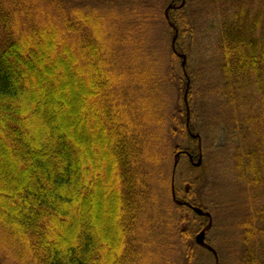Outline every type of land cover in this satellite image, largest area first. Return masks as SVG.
I'll return each instance as SVG.
<instances>
[{
	"label": "trees",
	"instance_id": "16d2710c",
	"mask_svg": "<svg viewBox=\"0 0 264 264\" xmlns=\"http://www.w3.org/2000/svg\"><path fill=\"white\" fill-rule=\"evenodd\" d=\"M198 20L217 33L216 80L189 64ZM260 103L264 0H0V264H195L210 218L188 153L210 152L251 201L235 264H264Z\"/></svg>",
	"mask_w": 264,
	"mask_h": 264
},
{
	"label": "rangeland",
	"instance_id": "374dc122",
	"mask_svg": "<svg viewBox=\"0 0 264 264\" xmlns=\"http://www.w3.org/2000/svg\"><path fill=\"white\" fill-rule=\"evenodd\" d=\"M195 10L196 8H191L190 11L193 12ZM202 15L203 13L197 11L195 19H201ZM217 20L216 18H209L206 24L209 27L214 22H217ZM198 21L197 34L193 40L194 45L192 46V56L189 64L192 69H195L201 74L202 80H207L208 76L211 75L216 80L219 74L214 66V61L218 55L215 48L217 33L212 30H205L206 24L204 20ZM157 38L161 42L164 52L171 59L172 35L170 30L167 28L162 29L161 33L159 35L157 34ZM176 91L175 89L174 94H176ZM214 97L215 95L208 94L201 98L198 108L201 110L204 109L209 114H212L217 106ZM258 100L259 97L255 96L253 103L257 105ZM174 108L176 110L181 109L177 104H174ZM258 109L262 112L264 118V106L262 103L258 105ZM177 142L184 146V140H178ZM224 144L225 134L220 132L215 146L223 147L225 146ZM228 159H230V156L224 152H210L206 160L202 158V164L205 168L198 190L204 206L211 213L212 220L211 227L206 231L205 241L208 246L211 247L213 245L218 250V253L224 259V264H235L236 257L240 255L243 249L241 231L238 224L241 218L248 213L251 201L248 199L247 193L243 190L241 183L236 180ZM194 162L196 164L198 158ZM259 201L264 203V197ZM200 231L199 229L196 235ZM153 240L159 243L164 242V240H166V243L172 242L170 237L165 238L162 236H157ZM191 241V245H194L196 250L195 264H216L215 260L217 263L222 261L219 255L214 259L211 252L204 249L202 245L198 246L199 244H196L195 239L192 238ZM174 242V251L172 253L168 251L169 258L176 259L178 263L186 262V245L180 242L178 236H176ZM160 252H162L161 249Z\"/></svg>",
	"mask_w": 264,
	"mask_h": 264
},
{
	"label": "water",
	"instance_id": "95a60500",
	"mask_svg": "<svg viewBox=\"0 0 264 264\" xmlns=\"http://www.w3.org/2000/svg\"><path fill=\"white\" fill-rule=\"evenodd\" d=\"M172 7H173V5H170L165 11L166 17L169 20V23H170L171 26H173V23L170 21V17H169L168 13H169V8H172ZM191 135H192L193 138H199L200 137L199 134H193L192 133ZM188 155L190 156L191 159H193L191 154L188 153ZM201 164H202V157H199L198 162L195 165L196 166H200ZM172 195H173V198L178 202V200L176 199L174 182H173V185H172ZM192 208L195 211V213H197L198 215H200V216L206 215L207 217L210 218V221L207 224V226L203 230H201L200 233H198V235L196 236V242L199 245L203 246V245H206V241H205L206 231L211 227V224H212L211 213L209 211L203 210L200 207L193 206Z\"/></svg>",
	"mask_w": 264,
	"mask_h": 264
},
{
	"label": "flooded vegetation",
	"instance_id": "af4514ba",
	"mask_svg": "<svg viewBox=\"0 0 264 264\" xmlns=\"http://www.w3.org/2000/svg\"><path fill=\"white\" fill-rule=\"evenodd\" d=\"M198 159H199V157H198ZM194 161H195V160L192 159V163L195 165V162H194ZM205 227H206V226H205ZM203 229H204V228H203ZM203 229H202V230H203ZM197 235H198V234H197ZM197 235H196V236H197ZM196 236H195V240H196ZM202 247H203V248H208V249L210 248V247L208 246L207 243H206V245H203Z\"/></svg>",
	"mask_w": 264,
	"mask_h": 264
}]
</instances>
